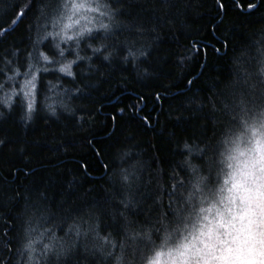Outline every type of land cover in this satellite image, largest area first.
Instances as JSON below:
<instances>
[{
	"label": "trees",
	"instance_id": "trees-1",
	"mask_svg": "<svg viewBox=\"0 0 264 264\" xmlns=\"http://www.w3.org/2000/svg\"><path fill=\"white\" fill-rule=\"evenodd\" d=\"M67 3L0 0V264H144L264 109V0H103L71 39Z\"/></svg>",
	"mask_w": 264,
	"mask_h": 264
},
{
	"label": "clouds",
	"instance_id": "clouds-1",
	"mask_svg": "<svg viewBox=\"0 0 264 264\" xmlns=\"http://www.w3.org/2000/svg\"><path fill=\"white\" fill-rule=\"evenodd\" d=\"M65 8L67 9L65 14L66 22L60 26L61 35L66 39H71L73 36H83L86 32H90L97 27L105 30L110 28V24L105 23L103 19L104 17L111 19L103 0H68ZM70 30L71 35H68ZM77 58L82 59V57ZM105 58L107 59V57ZM72 63L73 61H69L64 66H71ZM245 129L246 131L243 135L231 141V147L224 154L222 163L228 170L225 173L226 177L235 171L239 160L247 161L250 166L255 165L254 169L250 168L249 170H254L257 175L264 176V173L259 171V169L264 168V109L251 122H245ZM239 151L244 152L242 157L239 156ZM227 187L228 185H223V191L217 196L216 200L217 203H223L225 217H227V209L230 207L225 199V197L229 196ZM211 210L213 214L221 211L215 205H213ZM205 215H207V212H203V216ZM213 226L216 228L220 227V225L215 224V221H213ZM200 228L198 223L196 227L186 230L184 235L174 241L171 236H166L165 243L154 250L144 261V264H221V260L214 257L223 255L222 253H217L209 247L201 246L199 240L193 239V236L200 235L198 231ZM261 230L264 231V228ZM203 231L207 232L208 229L204 228ZM77 235H80L78 229ZM97 236H99L98 233ZM99 239L106 244L113 243L108 237H99ZM202 239H204L203 236H201ZM169 241L172 242L170 243ZM26 247L29 250L28 264H39V261L34 257L36 249L33 248L31 243ZM234 248L236 250L233 252L229 264H249L251 254L248 249L245 248L241 251L237 245H234ZM52 250L51 244L45 246L44 251L46 253H50ZM259 251L264 253V245L260 246ZM116 264H123L121 257H117ZM261 264H264V260H261Z\"/></svg>",
	"mask_w": 264,
	"mask_h": 264
},
{
	"label": "snow or ice",
	"instance_id": "snow-or-ice-1",
	"mask_svg": "<svg viewBox=\"0 0 264 264\" xmlns=\"http://www.w3.org/2000/svg\"><path fill=\"white\" fill-rule=\"evenodd\" d=\"M44 60H48V56H43ZM61 72L71 75V66H63ZM36 77L26 80L23 89L25 96L32 95V89L35 87L34 81ZM2 87V85H0ZM28 112L31 113L33 102L28 103ZM244 152L239 151V156H243ZM235 159V157H233ZM255 165H249L247 161L239 160L238 167L233 173L228 175L223 184L213 194L215 199L208 207H201V213L207 212L202 217L203 227L198 229L199 236H193V239L199 240L201 246L209 247L217 253L223 255L215 256L220 259L221 264H229L233 252L237 245L241 251L245 248L251 254L249 264H261L264 260V253L259 251L261 245H264V176L257 175L254 170ZM264 173V168L259 169ZM223 185H228L227 192L229 196L225 197L230 207L227 209V217L223 210V203H217V196L222 193ZM215 205L221 211L213 214L212 207ZM213 221L219 228L213 226ZM208 231L204 232L203 229ZM201 236L204 239L201 240Z\"/></svg>",
	"mask_w": 264,
	"mask_h": 264
},
{
	"label": "rangeland",
	"instance_id": "rangeland-1",
	"mask_svg": "<svg viewBox=\"0 0 264 264\" xmlns=\"http://www.w3.org/2000/svg\"><path fill=\"white\" fill-rule=\"evenodd\" d=\"M64 4V3H63ZM63 4H62V6H63ZM63 9H64V6H63ZM66 12H67V9H65V11H64V15L62 16V20H61V24L62 23H65L66 21H65V14H66ZM73 18H75V17H73ZM61 24H59V32H60V35H61ZM77 27H79V25H77ZM87 33V32H86ZM85 33V34H86ZM68 35H71V30L69 31V33H68ZM62 36V35H61ZM84 36V35H83ZM62 37H64V36H62ZM77 37V36H76ZM80 37H82V36H78V38H80ZM36 80V79H35ZM34 84H35V81H34ZM24 92L25 91H27V89H24L23 90ZM33 93H34V88L32 89V95L31 96H27V98H28V100L29 101H31L32 99H33ZM225 178H226V176H225ZM224 178V179H225ZM223 184V183H222ZM221 184V185H222ZM214 199H215V197L213 196L212 198H210L208 201H206L207 202V204L206 203H204V207H208L213 201H214ZM202 217H203V213H199V216H198V218H197V220H196V222H195V224H194V226L196 227L197 226V224L199 223V227H203V223H202ZM194 228V227H193Z\"/></svg>",
	"mask_w": 264,
	"mask_h": 264
}]
</instances>
